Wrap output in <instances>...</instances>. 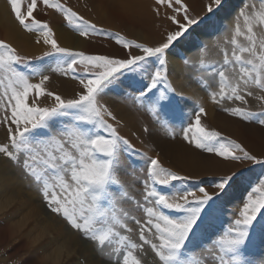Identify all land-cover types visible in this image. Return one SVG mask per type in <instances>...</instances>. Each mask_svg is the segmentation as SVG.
<instances>
[{"label":"snow or ice","instance_id":"1","mask_svg":"<svg viewBox=\"0 0 264 264\" xmlns=\"http://www.w3.org/2000/svg\"><path fill=\"white\" fill-rule=\"evenodd\" d=\"M5 2L39 53L0 38L4 264H264V0H151L145 41L122 0Z\"/></svg>","mask_w":264,"mask_h":264},{"label":"bare ground","instance_id":"2","mask_svg":"<svg viewBox=\"0 0 264 264\" xmlns=\"http://www.w3.org/2000/svg\"><path fill=\"white\" fill-rule=\"evenodd\" d=\"M122 2L127 5L130 19L126 28L123 24L118 22H114L113 26L118 30L125 28L126 34L130 37L138 38L141 41L153 39L156 34L155 24L152 13L148 9L151 0H122ZM0 35L2 38L10 40L14 44H18L23 50L29 53L39 52V48L32 44L31 37L24 34L15 24L10 16L8 7L2 1H0ZM87 45L88 44L83 41L76 43V46L83 48ZM213 122L226 133L244 139L239 128L230 126L222 120H213ZM2 139L3 136L0 134V140ZM168 157L171 158L172 167L180 169L184 173L194 175L203 174L207 170L200 156L194 151L189 150L186 156L170 154Z\"/></svg>","mask_w":264,"mask_h":264},{"label":"rangeland","instance_id":"3","mask_svg":"<svg viewBox=\"0 0 264 264\" xmlns=\"http://www.w3.org/2000/svg\"><path fill=\"white\" fill-rule=\"evenodd\" d=\"M0 1H2L7 7H8V5L6 4V2H5V0H0ZM84 2V0H72V3L73 4H75V5H80L81 3H83ZM10 12V11H9ZM10 16L12 17V14L10 13ZM13 19V18H12ZM118 30V29H117ZM0 38H2V36L0 35ZM90 46L89 45H87L85 48H89ZM39 53V52H38ZM37 53V54H38ZM212 124H213V126H215V127H218L217 125H216V123L215 122H213L212 121ZM219 128V127H218ZM225 132V131H224ZM226 133V132H225ZM226 134H229V133H226ZM234 137H236V136H234ZM171 158H169L168 156L167 157H164V163L167 165V166H169V167H172V165H171V160H170ZM174 170H179V171H181L180 169H177V168H174V167H172ZM181 172H183V171H181ZM0 264H4V261L2 260V259H0Z\"/></svg>","mask_w":264,"mask_h":264}]
</instances>
